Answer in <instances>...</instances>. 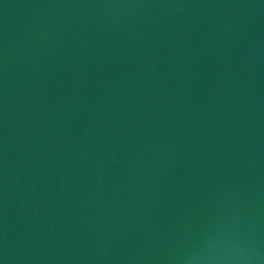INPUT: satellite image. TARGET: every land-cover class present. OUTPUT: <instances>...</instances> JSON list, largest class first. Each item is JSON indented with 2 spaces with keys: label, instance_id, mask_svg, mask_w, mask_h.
Returning <instances> with one entry per match:
<instances>
[{
  "label": "water",
  "instance_id": "obj_1",
  "mask_svg": "<svg viewBox=\"0 0 264 264\" xmlns=\"http://www.w3.org/2000/svg\"><path fill=\"white\" fill-rule=\"evenodd\" d=\"M264 264V0H0V264Z\"/></svg>",
  "mask_w": 264,
  "mask_h": 264
},
{
  "label": "clouds",
  "instance_id": "obj_2",
  "mask_svg": "<svg viewBox=\"0 0 264 264\" xmlns=\"http://www.w3.org/2000/svg\"><path fill=\"white\" fill-rule=\"evenodd\" d=\"M243 257H236L231 254L215 255L208 258V264H243Z\"/></svg>",
  "mask_w": 264,
  "mask_h": 264
}]
</instances>
